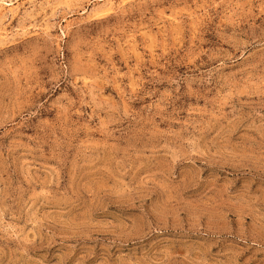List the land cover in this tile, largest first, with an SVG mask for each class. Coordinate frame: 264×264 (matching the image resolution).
Returning a JSON list of instances; mask_svg holds the SVG:
<instances>
[{"label": "rangeland", "instance_id": "obj_1", "mask_svg": "<svg viewBox=\"0 0 264 264\" xmlns=\"http://www.w3.org/2000/svg\"><path fill=\"white\" fill-rule=\"evenodd\" d=\"M0 264H264V0H0Z\"/></svg>", "mask_w": 264, "mask_h": 264}]
</instances>
